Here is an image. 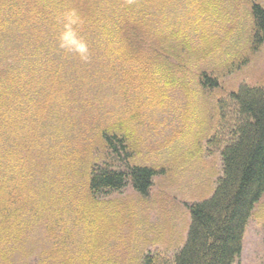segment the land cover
I'll return each instance as SVG.
<instances>
[{
	"label": "rangeland",
	"instance_id": "rangeland-1",
	"mask_svg": "<svg viewBox=\"0 0 264 264\" xmlns=\"http://www.w3.org/2000/svg\"><path fill=\"white\" fill-rule=\"evenodd\" d=\"M141 1L154 26L165 33L183 31L189 48L179 46L177 56L166 60L174 62L176 69L179 62L193 58L194 66L199 61V66L216 69L220 85L205 90L177 72L179 82L173 87L158 84L143 89L139 80L131 84L118 64L107 66L100 60L102 55L93 58L91 54L88 62L68 66L80 72L79 78L68 79L77 94L50 97L57 107L55 113L40 116L38 103L47 99L48 88L38 84L31 93L35 100L29 99L27 105L30 115L26 123L24 119L23 130L17 128L12 138L4 139L9 145L24 141L25 148L12 146L17 149L12 161L15 158L39 194L35 197L38 204L17 213V225L28 223L29 227L20 250L7 264H141L156 249L173 254L187 235L189 205L214 191L222 169L220 148L208 146L217 121L216 100L242 81L264 87V43L255 47L250 39L251 5L264 6V0ZM15 42L0 52V67L14 65L27 72L34 61L23 55L19 39ZM51 46L45 44L33 57L49 55ZM205 51H209L207 56L195 61ZM123 120L133 122L137 153L132 162L152 165L157 174L147 197L138 195L131 185L99 194L96 210L106 219L90 225L82 221L85 210L77 204L81 191L71 190L65 181L72 170L61 172V165L65 156L86 151L89 136L99 126ZM24 155L34 161L27 164ZM99 162L127 167L126 161L112 153ZM59 181L64 185L59 186ZM59 190L61 199L57 200ZM236 264H264V194L248 220Z\"/></svg>",
	"mask_w": 264,
	"mask_h": 264
},
{
	"label": "trees",
	"instance_id": "trees-1",
	"mask_svg": "<svg viewBox=\"0 0 264 264\" xmlns=\"http://www.w3.org/2000/svg\"><path fill=\"white\" fill-rule=\"evenodd\" d=\"M142 8L141 0H0V52L19 39L23 55L34 61L27 72L14 65L0 67V264L13 261L29 227L28 223L23 227L17 225L19 209L33 206L39 195L15 158L12 161L17 153L12 146L25 148L24 141L4 144L5 136L12 138L17 128L23 130L21 126L30 115L27 105L29 99L35 100L31 93L37 91L38 84L48 88L47 99L38 103L40 116L44 112L55 113L57 107L50 97L56 100L65 92L77 94L68 79L79 78L80 72L69 70L68 66L79 65L81 60L58 49V16L76 9L84 21L79 31L87 39L93 58L102 55L103 64H118L131 84L139 80L137 83L143 89L158 84L170 88L179 82L177 72H181L184 80L189 77L202 89L212 90L220 85L221 74L199 66L197 61L209 51L198 53L195 66L191 58L179 62L175 69L176 64L166 59L177 56L179 46L189 48L182 38L183 31L163 32L149 21V13ZM250 14V39L258 47L264 43V6L254 2ZM45 44L52 45L49 55L34 58ZM19 104L21 108L17 107ZM216 114L208 146L220 148L222 169L214 191L189 205V226L182 246L173 254L161 249L148 252L141 264H236L240 257L248 220L264 194V87L240 82L236 89L217 98ZM133 137L132 121L110 122L89 136L91 141L84 153L79 150L70 158L65 156L61 172L71 168L72 176L65 181L69 188L72 186L71 190L81 191L77 204L85 210L81 211L82 221L96 225L97 220L102 223L106 219L96 210V197L101 193L121 191L131 185L138 195H149L157 169L132 162L137 153ZM95 151H99L97 156ZM110 153L126 161L127 167L99 162ZM23 158L27 164L34 161L27 155ZM75 177H79L78 182L73 181ZM57 193L60 200L61 190Z\"/></svg>",
	"mask_w": 264,
	"mask_h": 264
},
{
	"label": "clouds",
	"instance_id": "clouds-1",
	"mask_svg": "<svg viewBox=\"0 0 264 264\" xmlns=\"http://www.w3.org/2000/svg\"><path fill=\"white\" fill-rule=\"evenodd\" d=\"M83 18L76 9H69L57 17L60 25L58 49L65 54H75L82 62H88L91 52L87 39L81 35L79 29L83 24Z\"/></svg>",
	"mask_w": 264,
	"mask_h": 264
}]
</instances>
